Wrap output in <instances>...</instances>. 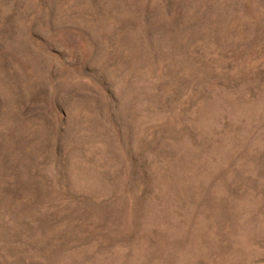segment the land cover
<instances>
[{
	"label": "rangeland",
	"instance_id": "obj_1",
	"mask_svg": "<svg viewBox=\"0 0 264 264\" xmlns=\"http://www.w3.org/2000/svg\"><path fill=\"white\" fill-rule=\"evenodd\" d=\"M0 264H264V0H0Z\"/></svg>",
	"mask_w": 264,
	"mask_h": 264
},
{
	"label": "bare ground",
	"instance_id": "obj_2",
	"mask_svg": "<svg viewBox=\"0 0 264 264\" xmlns=\"http://www.w3.org/2000/svg\"><path fill=\"white\" fill-rule=\"evenodd\" d=\"M259 194V193H258ZM261 195V194H260ZM260 198V197H259ZM228 202V201H227ZM257 203V202H256ZM200 211V210H199ZM213 211V210H212ZM156 212V211H155ZM220 212V211H219ZM203 215V214H202ZM205 221V220H204ZM178 223V222H177ZM215 229V228H214ZM210 242V241H209ZM253 244V243H252ZM177 250V249H176ZM178 251V250H177ZM196 251V250H195ZM125 253V252H124ZM141 253V252H140ZM159 254V253H158ZM123 257V256H122ZM160 257V256H159Z\"/></svg>",
	"mask_w": 264,
	"mask_h": 264
}]
</instances>
